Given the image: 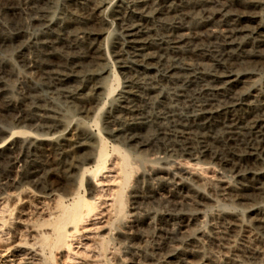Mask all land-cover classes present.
I'll return each mask as SVG.
<instances>
[{"label": "bare ground", "instance_id": "bare-ground-1", "mask_svg": "<svg viewBox=\"0 0 264 264\" xmlns=\"http://www.w3.org/2000/svg\"><path fill=\"white\" fill-rule=\"evenodd\" d=\"M16 6L41 28L37 59L57 108L28 98L29 113L38 108L40 126L50 133L7 136L49 148L63 167V193L39 237L41 261L54 264L55 253L71 250V239L105 213L109 230L91 245L88 264H264V0H19ZM15 106L7 96L5 107ZM86 119L101 120V129L93 131ZM147 151L165 166L149 169L153 176L169 168L180 175L174 191H151L148 201L168 203L183 217L166 228L164 248L128 261L134 238L152 229L149 216L136 223L125 212L138 188L133 180L145 179L150 167ZM185 162L192 171L181 167ZM207 169L221 176L208 181ZM104 173L107 200L95 188ZM84 182L88 197L80 193ZM103 205L107 213L99 212ZM211 207L216 212L207 218Z\"/></svg>", "mask_w": 264, "mask_h": 264}, {"label": "rangeland", "instance_id": "rangeland-1", "mask_svg": "<svg viewBox=\"0 0 264 264\" xmlns=\"http://www.w3.org/2000/svg\"><path fill=\"white\" fill-rule=\"evenodd\" d=\"M112 1L114 3L118 0ZM18 3L19 0H0V109L2 110H0V143L6 141L4 148L0 152V192L2 193L0 196V217L4 218L2 219L1 217L0 219V264H44L36 250L40 248L38 247L40 246V234L48 230V226L42 225L49 219V214L54 207L55 196L56 194L63 193L61 186L64 180L60 173L63 167H59L54 163V156L52 157L51 155L53 154L46 150L47 147L43 151L39 148L36 150V147L30 145L29 141L23 138V136L9 138L13 131L31 132L34 135H48L50 133L48 128L40 126L42 125V121L39 117L41 112H39L38 108L29 113L28 104L25 102L28 98L34 96L43 97L44 102L42 104L46 106V109L53 112L57 108L51 99L53 90L42 80L43 68L38 64L37 50L41 28L31 21L30 16H26L27 14H21L15 10ZM64 8L66 9L61 4L59 12H63ZM259 78L261 83H264V73H261ZM7 96H10L15 101L16 106L13 111L5 107ZM107 106L109 107V104ZM67 117V123L74 125L75 120L71 119L68 115ZM85 121L95 132H98L102 127L101 120H98V124L94 123L92 119L91 121L87 119ZM146 153L147 165L150 167L146 166L147 175L145 179L143 178L139 181L133 180L132 184L137 185L138 188L135 190L136 195L134 198L127 196L125 212L135 217L136 219L131 217V220H135L136 223H140L141 219L149 216L151 221L150 227L152 229L147 230L148 228H145L146 234L142 240L147 242L144 243L142 240L134 238V242L132 241L134 253L127 255L128 261H143L146 251H152L153 247L155 248L156 246L164 248L166 235L163 234H165L166 228L168 226H176L175 224L179 223L183 217L180 210H177L178 212L176 209L173 211L174 208H171V205H168V203L152 201V204V202L148 201L151 191L155 190L161 195L174 191L176 188L174 186L175 181L180 175L177 174L179 172L176 168H169L163 171L161 176H153V173L149 169L165 166H163L162 160H158L156 163L152 162L154 159L152 151H147ZM190 163L195 164V161H191ZM183 166L188 171L192 169V165H190V169V166L186 162L181 166L184 169ZM205 171L208 173L203 172L205 174L204 178L208 181L211 179L218 180L219 176H221L217 169H207ZM107 175L109 174L107 173ZM107 175L102 177V184L99 187L95 186L100 191L99 194L104 196L101 198L102 200L109 198L107 195L109 194L108 188L110 186L105 181ZM229 180L232 183H236L237 181L233 177H230ZM86 184L85 182L83 183L80 193L88 197L89 186ZM52 189L54 192H51ZM144 201L146 202L144 203ZM103 206L99 210L101 213L106 212L105 206L104 208ZM216 209L217 207L209 208L206 213L207 218L213 215ZM106 215L103 213V216L98 215L99 217H94L95 220L93 219L94 221L92 220L88 223L87 229L84 232L77 234V238H72L71 250L55 253L54 264H88L87 262L91 260L90 255L94 252V248H91V245L92 247L95 245L94 242H96L97 236L106 234L109 230V225L105 223L107 222ZM207 230L208 227H204V231ZM117 237L118 235L115 230L112 233L113 243L117 242Z\"/></svg>", "mask_w": 264, "mask_h": 264}]
</instances>
